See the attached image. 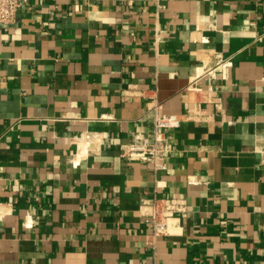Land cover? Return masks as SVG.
Returning a JSON list of instances; mask_svg holds the SVG:
<instances>
[{
    "label": "crops",
    "instance_id": "0c3cea01",
    "mask_svg": "<svg viewBox=\"0 0 264 264\" xmlns=\"http://www.w3.org/2000/svg\"><path fill=\"white\" fill-rule=\"evenodd\" d=\"M158 103L168 171L121 157ZM152 196L186 203L155 245ZM0 264H264V0H28L0 25Z\"/></svg>",
    "mask_w": 264,
    "mask_h": 264
},
{
    "label": "built area",
    "instance_id": "2783aa9c",
    "mask_svg": "<svg viewBox=\"0 0 264 264\" xmlns=\"http://www.w3.org/2000/svg\"><path fill=\"white\" fill-rule=\"evenodd\" d=\"M28 0H0V25L8 26L14 23L18 10ZM222 67L230 66L231 62L219 63ZM216 68H207L201 77L214 78ZM189 92L203 94L204 100L213 99L214 92L204 90L198 84V78L187 87ZM162 104L154 108L155 118L153 138L141 133L134 134L132 140L121 146V157L131 162H140L150 165L155 171H168L167 157L170 152V138L168 130L177 128L181 119L176 115L159 114ZM191 112L203 118L204 114L196 105ZM140 214L151 224V245H155L158 238L169 234L170 221L176 216L186 215V203L175 198H160L152 196L144 198L140 203Z\"/></svg>",
    "mask_w": 264,
    "mask_h": 264
}]
</instances>
